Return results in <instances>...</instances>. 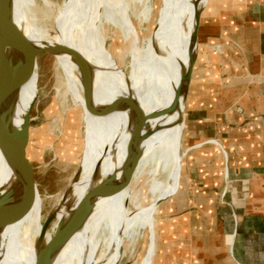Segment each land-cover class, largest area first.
<instances>
[{"label":"bare ground","instance_id":"bare-ground-1","mask_svg":"<svg viewBox=\"0 0 264 264\" xmlns=\"http://www.w3.org/2000/svg\"><path fill=\"white\" fill-rule=\"evenodd\" d=\"M41 2L12 0L17 29L7 51L8 70L14 74L11 81L18 97L29 71L30 91L13 128L5 135L0 131V264H36L40 250L45 201L35 184L27 187L32 167L22 152V134L28 130L37 95L18 123L37 84L39 68L33 58L43 52L60 54L73 65L78 77L75 95L60 86L57 77L55 100L63 111L73 105L69 111L81 113L85 135L80 174L71 194L62 196L52 211L53 229L44 238L47 243L59 231L53 264H118L124 248L132 251L127 261L133 264L139 241L146 239L150 227L142 263L149 264L156 248L155 212L180 182L181 121L195 67L192 36L197 8L205 5V11L210 0ZM155 16L152 30L142 37L140 30ZM19 34L25 37L18 39ZM120 53L129 58V70ZM4 163L10 164L14 179L1 168ZM98 185L100 194L88 218L84 202ZM16 228L24 249L12 235Z\"/></svg>","mask_w":264,"mask_h":264},{"label":"crops","instance_id":"crops-1","mask_svg":"<svg viewBox=\"0 0 264 264\" xmlns=\"http://www.w3.org/2000/svg\"><path fill=\"white\" fill-rule=\"evenodd\" d=\"M204 14L180 182L147 262L264 264V0H210Z\"/></svg>","mask_w":264,"mask_h":264},{"label":"rangeland","instance_id":"rangeland-1","mask_svg":"<svg viewBox=\"0 0 264 264\" xmlns=\"http://www.w3.org/2000/svg\"><path fill=\"white\" fill-rule=\"evenodd\" d=\"M36 1L39 4L42 3L41 0ZM52 1L56 5H59L63 2V0H57V3L56 0ZM210 16L211 15L204 14L202 17V22L208 20ZM156 18L157 16H155L151 22L146 24L144 30H140L142 37L143 35L147 36V34L150 33L156 22ZM133 21L136 24V20L134 19ZM59 31L60 24L58 23L56 43L60 42ZM22 37L24 38L25 36L23 34L17 36L18 39H21ZM29 39L31 40V38ZM113 43L114 40L110 38L108 40V46L110 49L113 47ZM122 46L127 49V44L125 42L122 44ZM123 53H120L121 63L129 70V58L127 56L123 58V55H121ZM33 60L35 63H37L36 65L39 68L37 84L36 87L33 85V89L31 90V99L24 110L18 126H20L22 123L23 116L37 95L38 98L31 113L28 130L26 131L28 137H23L24 145L22 147V152L24 154L23 157L31 164L32 176H35L34 184L38 193L41 194L45 201L44 209L47 210L44 211L43 215L45 220L48 215L52 213L59 202H61V197L63 196V198H67L71 194L72 184L80 174L81 159L85 145V135L83 125L84 123H82L80 115L81 113L79 111L75 112V110L69 111V109L74 108L73 105H70V108H68L67 111H63V109L56 103L55 100L56 90L54 85L55 78L57 79V77H59V85H63L64 87L66 86L72 95H75L78 77L75 74L73 65L67 63V61H65L60 54L54 55L53 57L47 52L41 53L38 57L33 58ZM29 74L30 73L28 71L25 81L26 83H24L22 86V94L20 93V97H18L14 92L11 81L14 74L8 70V89L6 97L0 104V117H4L6 127L9 130L13 128L16 121L18 120L20 107L23 103L24 97L30 91L27 85ZM63 82L64 84H62ZM1 131H3L4 135L8 132L4 129ZM1 168L10 175L12 174L11 177L14 179L16 174L14 175L10 164L4 163L1 165ZM158 214L159 213L155 215V229L156 234L159 237L157 222ZM51 229H53V223ZM12 235L15 241L23 249L26 248V243L21 241L19 229H14L12 231ZM147 237L146 239L143 238L139 241L138 258L133 264H140L143 258L146 256L148 245ZM130 253L131 252L129 250V255ZM154 258L155 256L153 257L152 264ZM127 259L128 258L124 256L123 251L122 258L118 264H129Z\"/></svg>","mask_w":264,"mask_h":264},{"label":"water","instance_id":"water-1","mask_svg":"<svg viewBox=\"0 0 264 264\" xmlns=\"http://www.w3.org/2000/svg\"><path fill=\"white\" fill-rule=\"evenodd\" d=\"M12 0H0V104L4 100L7 94L8 89V54L7 51L13 47L15 35H16V24L12 18ZM205 5L201 8H197L196 12V24L194 28V33L192 36L193 44H194V51L192 52L191 59L193 63H196L197 59V51H198V33H199V26H200V19L201 14L203 12ZM136 107V104L134 103ZM185 118H186V106L183 111V118H182V133L184 131L185 126ZM4 129L6 131L10 130L6 127V122L4 117H0V131ZM12 132V131H11ZM24 137H28L27 133L22 134ZM97 171V168H96ZM35 176H31L28 179L27 187H31L34 185ZM100 194V185L94 187L88 193L87 199L84 202L87 210L88 218L92 214L94 209V199L96 196ZM28 195L26 196V201L29 205H32V202L29 201ZM161 201L160 203H162ZM159 203V204H160ZM53 223L52 214L48 215V217L43 221V227L40 232L39 237V244L40 250L37 256L36 264H53V256L56 253V250L60 248V234L59 231H56L54 236L50 239L49 242H45L44 238L47 233L51 232V226ZM51 229V231H50ZM69 239V238H68ZM67 239V240H68Z\"/></svg>","mask_w":264,"mask_h":264}]
</instances>
